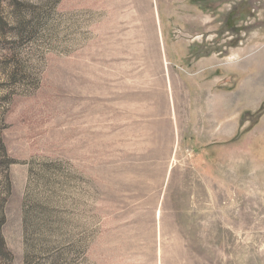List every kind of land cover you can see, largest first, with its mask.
<instances>
[{"label": "rangeland", "instance_id": "1", "mask_svg": "<svg viewBox=\"0 0 264 264\" xmlns=\"http://www.w3.org/2000/svg\"><path fill=\"white\" fill-rule=\"evenodd\" d=\"M0 264H264V0H0Z\"/></svg>", "mask_w": 264, "mask_h": 264}, {"label": "trees", "instance_id": "2", "mask_svg": "<svg viewBox=\"0 0 264 264\" xmlns=\"http://www.w3.org/2000/svg\"><path fill=\"white\" fill-rule=\"evenodd\" d=\"M3 247V239L0 237V249Z\"/></svg>", "mask_w": 264, "mask_h": 264}]
</instances>
